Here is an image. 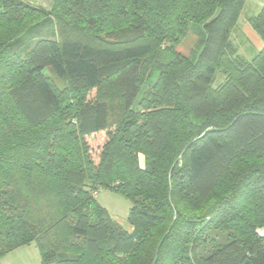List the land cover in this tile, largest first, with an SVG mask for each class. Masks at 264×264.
Returning a JSON list of instances; mask_svg holds the SVG:
<instances>
[{
	"label": "trees",
	"instance_id": "trees-1",
	"mask_svg": "<svg viewBox=\"0 0 264 264\" xmlns=\"http://www.w3.org/2000/svg\"><path fill=\"white\" fill-rule=\"evenodd\" d=\"M257 7L0 0V258L34 243L41 264H264ZM101 189L131 202L132 232Z\"/></svg>",
	"mask_w": 264,
	"mask_h": 264
},
{
	"label": "rangeland",
	"instance_id": "rangeland-1",
	"mask_svg": "<svg viewBox=\"0 0 264 264\" xmlns=\"http://www.w3.org/2000/svg\"><path fill=\"white\" fill-rule=\"evenodd\" d=\"M22 2L31 4L36 7H42L46 10H50L54 3V0H21ZM199 27L192 28L191 33L185 39V41L178 47V51L189 57H193V52H199ZM47 75L53 76L51 71H46ZM157 73L147 81V86L143 88V92L146 91L156 80ZM57 86L62 89L65 87L64 83L55 78L54 80ZM91 144L98 148L101 143L100 136L90 138ZM144 159H142V164ZM97 200L99 204L107 209L110 215L125 229L129 225L128 217L131 209V202L121 196L120 194L108 189H101L98 193ZM42 257L39 248L36 244L32 243L27 246L20 247L13 250L0 258V264H41Z\"/></svg>",
	"mask_w": 264,
	"mask_h": 264
},
{
	"label": "crops",
	"instance_id": "crops-1",
	"mask_svg": "<svg viewBox=\"0 0 264 264\" xmlns=\"http://www.w3.org/2000/svg\"><path fill=\"white\" fill-rule=\"evenodd\" d=\"M253 1L256 4H258V7L256 8L257 11L260 10L262 8V6L264 5V0H253ZM242 30H243V33L246 35L248 40L251 42V44L254 46V48L257 51H260V50L263 49L264 44H263L262 40L253 31V29L250 27V25H248V24L243 25ZM126 230L129 231V232H132L133 228L130 225H128Z\"/></svg>",
	"mask_w": 264,
	"mask_h": 264
},
{
	"label": "built area",
	"instance_id": "built-area-1",
	"mask_svg": "<svg viewBox=\"0 0 264 264\" xmlns=\"http://www.w3.org/2000/svg\"><path fill=\"white\" fill-rule=\"evenodd\" d=\"M256 233L259 237L261 238H264V226L263 227H259L257 230H256Z\"/></svg>",
	"mask_w": 264,
	"mask_h": 264
}]
</instances>
